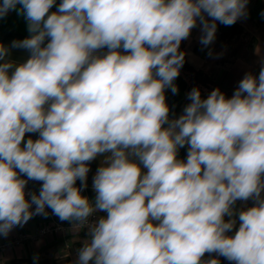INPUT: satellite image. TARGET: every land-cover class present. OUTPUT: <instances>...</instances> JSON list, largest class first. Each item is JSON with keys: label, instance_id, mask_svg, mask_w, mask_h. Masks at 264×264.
Returning a JSON list of instances; mask_svg holds the SVG:
<instances>
[{"label": "clouds", "instance_id": "clouds-1", "mask_svg": "<svg viewBox=\"0 0 264 264\" xmlns=\"http://www.w3.org/2000/svg\"><path fill=\"white\" fill-rule=\"evenodd\" d=\"M54 3L0 4V19L24 14L30 34L12 42L30 54L22 64L0 45V234L47 216V206L74 228L88 226L78 264H202L206 252L264 264V60L230 98L193 88L176 119L164 94L178 92L179 47L197 21L207 46L216 21L246 17L248 0H62L49 14ZM185 144L186 162L177 159ZM104 153L92 203L81 195L86 162ZM16 169L43 182L30 201ZM250 198L255 205L227 235L233 206ZM97 211L106 217L88 223Z\"/></svg>", "mask_w": 264, "mask_h": 264}, {"label": "crops", "instance_id": "crops-1", "mask_svg": "<svg viewBox=\"0 0 264 264\" xmlns=\"http://www.w3.org/2000/svg\"><path fill=\"white\" fill-rule=\"evenodd\" d=\"M253 1L248 0L247 16L241 17L236 22L241 26V31L233 36L222 34L217 29L214 41L205 46L200 42L203 31L202 25L198 20L196 27L191 30L189 37L184 40L188 62L195 68L204 69L212 81L221 86L236 90L240 80L246 73H251L258 77L261 70V61L264 60V22L255 23L249 18L248 13ZM61 2L62 0H60ZM57 10L58 8L53 12ZM206 19L211 21L212 18L206 16ZM28 36L12 29L0 37V45L9 48L7 60L12 61L16 65L26 62L30 55L29 52L26 49L13 48L12 42L23 40ZM45 43H47V40ZM107 51V48H103L94 54L103 56ZM120 51L122 54H126L122 48ZM209 52L212 54L209 55ZM173 83L177 86L178 92L173 94L170 88H166L164 93L166 104L169 107L170 120L182 115L185 106L191 103L188 99V93L191 90L187 77L180 73ZM200 92L201 97L204 99L209 95L205 91ZM164 127H167V125H164ZM29 138L36 140L39 138V133H25L22 146ZM188 150V144L178 148L177 159L186 162ZM108 155L109 153L100 154L92 161L86 162L90 169L87 174V187L89 185L90 188H93L92 180L97 169L101 166H106L104 161ZM142 171L146 170L142 169ZM17 173L20 178L27 180L25 188L29 189L32 194L39 195L43 182L30 180L26 175H22L18 171ZM88 190L89 188L87 190L83 188L81 195L88 198ZM261 195L264 196V192ZM254 205L255 201L251 198L247 201L238 200L235 203L233 210L236 214L231 219H235L236 224L227 235L234 236L235 232L238 231L240 224L238 213ZM97 212V220L107 215L105 211ZM53 218L60 220L54 214ZM228 219L230 217L225 216V221ZM45 220L47 218L42 215H34L23 226L17 225L13 227L7 236L0 234V264H78L79 250L88 237H81L78 232L72 233L69 237L53 233L37 236L36 231ZM20 234L23 236H20ZM213 258L218 259L219 264H236L235 261H229L215 252H206L202 257V264L204 261Z\"/></svg>", "mask_w": 264, "mask_h": 264}, {"label": "trees", "instance_id": "trees-1", "mask_svg": "<svg viewBox=\"0 0 264 264\" xmlns=\"http://www.w3.org/2000/svg\"><path fill=\"white\" fill-rule=\"evenodd\" d=\"M260 0H254L252 6L249 9V18L252 19L255 23H263L264 22V4L259 2ZM3 3V0H0V4ZM60 4V0H55L54 5L49 10V14H51L55 9L58 8ZM17 8H20V5H17ZM211 22V21H209ZM217 29L221 31L222 34H228L229 36H233L234 34L241 31V26L237 23H234L232 25H225L220 23L219 21H216ZM17 30L21 33L30 35L28 32V22L25 19L24 14H18L17 11L12 10L9 11L6 17L0 19V37L4 35L9 30ZM179 51L186 52L185 49V41L182 40ZM180 73L183 74L187 79L189 80L190 90L193 88H199L200 91H205L207 94H210L212 90L219 88L221 92H223L226 97L230 98L235 89L227 88L224 86H221L215 82L212 81V79L209 77L208 73L204 69H198L192 66L185 54V62L180 69ZM19 172V169H16ZM20 173V172H19ZM22 175H26L23 173H20ZM77 188L81 187V181L77 179L76 185ZM96 197V192L93 188H90L88 190V199L94 203ZM72 234L67 235L68 237ZM81 237H88V234L86 233H79Z\"/></svg>", "mask_w": 264, "mask_h": 264}, {"label": "built area", "instance_id": "built-area-1", "mask_svg": "<svg viewBox=\"0 0 264 264\" xmlns=\"http://www.w3.org/2000/svg\"><path fill=\"white\" fill-rule=\"evenodd\" d=\"M93 182V180H92ZM87 188L90 189V186L88 185V187L86 186L85 190H87ZM31 192L29 189L25 188V198L26 200H31ZM35 209V205L33 204L31 209L32 211H34ZM45 211L47 212V216L43 215V214H37V215H42L45 218H47V220H45L43 223L40 224V226L38 227L37 231H36V235H45L48 233H53V234H61V235H69L75 232H84V233H88V226L87 225H83L79 228H74V224L78 223V222H74V221H61V220H55L53 218V212L51 208H48L46 206ZM98 217V212H94L89 218H88V223H92L95 222L97 220ZM20 236H23L20 234Z\"/></svg>", "mask_w": 264, "mask_h": 264}, {"label": "rangeland", "instance_id": "rangeland-1", "mask_svg": "<svg viewBox=\"0 0 264 264\" xmlns=\"http://www.w3.org/2000/svg\"><path fill=\"white\" fill-rule=\"evenodd\" d=\"M261 4L263 3L264 4V0H260L259 1ZM37 236H43V235H37Z\"/></svg>", "mask_w": 264, "mask_h": 264}]
</instances>
